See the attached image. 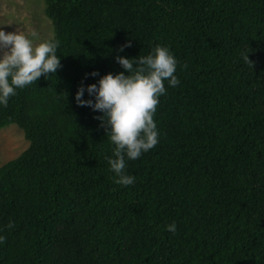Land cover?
<instances>
[{
  "label": "trees",
  "instance_id": "1",
  "mask_svg": "<svg viewBox=\"0 0 264 264\" xmlns=\"http://www.w3.org/2000/svg\"><path fill=\"white\" fill-rule=\"evenodd\" d=\"M45 1L61 67L0 107L29 141L0 167V264H264V0ZM156 44L180 84L122 186L75 94Z\"/></svg>",
  "mask_w": 264,
  "mask_h": 264
},
{
  "label": "clouds",
  "instance_id": "2",
  "mask_svg": "<svg viewBox=\"0 0 264 264\" xmlns=\"http://www.w3.org/2000/svg\"><path fill=\"white\" fill-rule=\"evenodd\" d=\"M36 32H5L0 28V107H7L17 90H23L43 75L56 73L61 67L57 55L59 41L45 40L37 43ZM130 42L119 49L124 51ZM249 62V53L241 54ZM116 61L125 71L108 73L96 83L79 86L75 100L78 106L90 107L102 115L96 119L105 128L106 137L114 146L112 155L106 157L114 182L130 186L136 182L134 175L125 169L128 160H136L159 143V130L154 120L161 96L169 87L180 81L175 75L178 61L169 47L156 44L147 55L126 58L118 55ZM127 73V74H125ZM98 76L97 71L86 74ZM85 92L88 97L85 99ZM170 233L177 231L175 222L166 225Z\"/></svg>",
  "mask_w": 264,
  "mask_h": 264
},
{
  "label": "rangeland",
  "instance_id": "3",
  "mask_svg": "<svg viewBox=\"0 0 264 264\" xmlns=\"http://www.w3.org/2000/svg\"><path fill=\"white\" fill-rule=\"evenodd\" d=\"M0 28L25 35L36 32L37 43L54 37V25L46 15L45 0H0ZM29 147L24 131L16 124L0 131V167L18 158Z\"/></svg>",
  "mask_w": 264,
  "mask_h": 264
}]
</instances>
